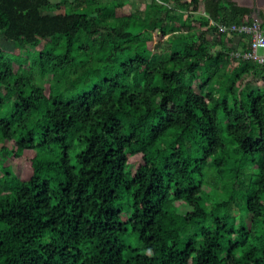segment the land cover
<instances>
[{
  "label": "trees",
  "instance_id": "trees-1",
  "mask_svg": "<svg viewBox=\"0 0 264 264\" xmlns=\"http://www.w3.org/2000/svg\"><path fill=\"white\" fill-rule=\"evenodd\" d=\"M122 6L0 0V264H264V65L211 51L252 10Z\"/></svg>",
  "mask_w": 264,
  "mask_h": 264
},
{
  "label": "rangeland",
  "instance_id": "rangeland-1",
  "mask_svg": "<svg viewBox=\"0 0 264 264\" xmlns=\"http://www.w3.org/2000/svg\"><path fill=\"white\" fill-rule=\"evenodd\" d=\"M52 1L54 3H57L60 0H52ZM102 1L107 2V1H112V0H102ZM117 1H119L123 4V6L121 8L117 9V15L118 16H127V15H131V14L139 13V12L143 13L145 10V6L149 0H117ZM169 5L172 7L175 6L174 3H169ZM71 9L72 8H63L61 10H57V11H54L51 13L52 14L66 13V12L72 11ZM198 32H201V30L198 29ZM183 33L185 34V31ZM170 39L159 44L157 46V50H162V49L166 48L169 45ZM217 39H213L214 41L216 40V42H217L216 44L214 43V45L212 46V49H211L213 55H217L219 52L225 51V49L229 50L228 59L225 63V64H227V67L228 66H230V67L231 66L232 67L233 66L234 67L243 66V63L241 61H237V60L231 58L232 51L233 50L236 51V49H238V47L233 45V43H231V44L225 43V45H224L223 43H220L221 42L220 39H218V40ZM44 43H45V41H43L42 44L40 45V47H38V48L28 46L27 50H29L31 52H34L35 50H40L43 47ZM0 47L6 56L13 55V53L15 51L14 44L11 42H8L2 35H0ZM262 51H263V49L260 48L259 53H261ZM22 56L26 57L27 56L26 52H23ZM28 65H29V63L27 65H23V68H26ZM12 68L14 71H17L18 65L14 64V65H12ZM248 82H250L253 89L264 90V79L260 80V79L254 78L253 76H244L243 80L241 81V85L244 86ZM38 83L42 87L44 86V81H39ZM12 147H13V145L9 140H5L4 142H0V184L1 185H2L1 178L4 175L3 170H2L3 166H11L13 173L15 175H17L18 177H21L23 174L22 173L23 172L22 163L21 162L20 163L15 162L12 158V155L10 153V150L12 149ZM138 161H139V159H137L136 162H138ZM206 190L208 192H213L214 186L212 184H209L206 186ZM126 205H127V203H126V201H124L123 206L126 207ZM189 211H191V208L189 206H187L186 204L180 203V208H179L180 213L186 214ZM245 221L247 224H250V221H251L250 215L245 216ZM193 232L195 233V230H193Z\"/></svg>",
  "mask_w": 264,
  "mask_h": 264
},
{
  "label": "built area",
  "instance_id": "built-area-1",
  "mask_svg": "<svg viewBox=\"0 0 264 264\" xmlns=\"http://www.w3.org/2000/svg\"><path fill=\"white\" fill-rule=\"evenodd\" d=\"M218 31V38L221 35H226L232 39L231 43L244 42L248 45V49L240 50L236 49L232 51L231 58L237 61L245 62L251 61L264 65V53L260 54V48L264 52V29L262 24L258 20H254L250 24L241 25H227L216 24Z\"/></svg>",
  "mask_w": 264,
  "mask_h": 264
},
{
  "label": "crops",
  "instance_id": "crops-1",
  "mask_svg": "<svg viewBox=\"0 0 264 264\" xmlns=\"http://www.w3.org/2000/svg\"><path fill=\"white\" fill-rule=\"evenodd\" d=\"M233 1H235L238 5L242 7H247L251 9L252 11L254 10L255 7H258L260 10H262L261 14H264V0H233ZM260 3H262V7L259 6ZM236 45H238V49L240 50L248 49V45L244 42L236 43ZM263 53L264 52L262 51L260 54Z\"/></svg>",
  "mask_w": 264,
  "mask_h": 264
},
{
  "label": "water",
  "instance_id": "water-1",
  "mask_svg": "<svg viewBox=\"0 0 264 264\" xmlns=\"http://www.w3.org/2000/svg\"><path fill=\"white\" fill-rule=\"evenodd\" d=\"M260 7H262V3L259 4ZM262 10H260L258 7H255L254 10L252 11L251 18L253 20H258L260 23H264V20L260 17Z\"/></svg>",
  "mask_w": 264,
  "mask_h": 264
}]
</instances>
